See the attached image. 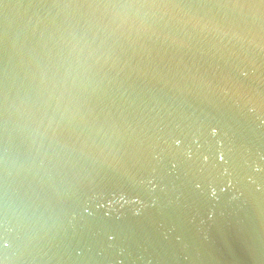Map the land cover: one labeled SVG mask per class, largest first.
Wrapping results in <instances>:
<instances>
[{
	"label": "water",
	"instance_id": "water-1",
	"mask_svg": "<svg viewBox=\"0 0 264 264\" xmlns=\"http://www.w3.org/2000/svg\"><path fill=\"white\" fill-rule=\"evenodd\" d=\"M0 264H264V0H0Z\"/></svg>",
	"mask_w": 264,
	"mask_h": 264
}]
</instances>
